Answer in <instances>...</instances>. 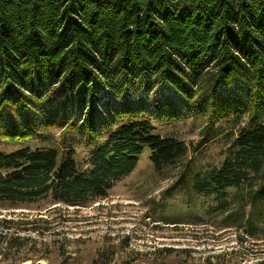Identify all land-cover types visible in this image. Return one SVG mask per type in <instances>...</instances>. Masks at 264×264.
<instances>
[{"label": "trees", "instance_id": "16d2710c", "mask_svg": "<svg viewBox=\"0 0 264 264\" xmlns=\"http://www.w3.org/2000/svg\"><path fill=\"white\" fill-rule=\"evenodd\" d=\"M138 80L168 82L189 99L233 81L245 88L252 101L245 123L238 100L211 105L210 123L212 116L233 123L220 163L192 172L186 162L170 190L210 198L207 213L221 216L239 244L250 243L247 253L214 258L264 264V0H0V108L26 110L28 100L42 106L54 93L78 97L76 127L92 143L80 170L70 150L25 145L49 140L42 130L55 119L42 129L28 117L5 126L0 136L23 146L0 150V201L86 206L130 174L144 149L157 174L179 166L187 145L156 133L150 116L128 106L98 132L100 91L117 96ZM213 131L221 129L207 125L193 150Z\"/></svg>", "mask_w": 264, "mask_h": 264}, {"label": "rangeland", "instance_id": "374dc122", "mask_svg": "<svg viewBox=\"0 0 264 264\" xmlns=\"http://www.w3.org/2000/svg\"><path fill=\"white\" fill-rule=\"evenodd\" d=\"M47 89L43 85L39 92L43 95ZM128 90L130 93L117 96L100 91L98 132L104 134L105 126L128 106L150 116L156 133L175 136L187 145L188 152L179 166L157 174L144 149L130 174L116 182L105 198L93 199L86 206L52 205L48 200L0 201V232L6 234V238L0 237V264H232L225 262L228 257L216 259L213 255L231 249L247 253L250 243L239 244L233 228L222 229L221 216L207 213L213 205L210 198L170 190L186 162H190L192 172L220 163L233 123L217 116H212L210 123L211 105L238 100L243 124L252 104L245 88L233 81L228 86L197 91L190 99L168 82L145 84L138 80ZM54 94L42 100V106L28 100L26 110L0 108V131L11 123L21 124L26 117L36 129H42L39 125L43 120L55 119V125L42 130L49 140L25 145L55 148L59 155L70 150L78 168L85 169L92 143L87 147L83 128L76 127L80 122L78 97ZM229 115L232 118L233 112ZM207 125L219 127L221 132H211L210 140L193 150L206 134ZM20 146L13 138L0 136V150ZM15 236L18 238L6 249L5 242Z\"/></svg>", "mask_w": 264, "mask_h": 264}]
</instances>
